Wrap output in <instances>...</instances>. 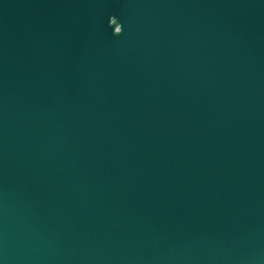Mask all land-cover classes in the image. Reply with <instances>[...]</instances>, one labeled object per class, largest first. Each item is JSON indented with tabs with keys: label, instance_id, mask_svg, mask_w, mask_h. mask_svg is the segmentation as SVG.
<instances>
[{
	"label": "water",
	"instance_id": "95a60500",
	"mask_svg": "<svg viewBox=\"0 0 264 264\" xmlns=\"http://www.w3.org/2000/svg\"><path fill=\"white\" fill-rule=\"evenodd\" d=\"M0 264H264V0H0Z\"/></svg>",
	"mask_w": 264,
	"mask_h": 264
}]
</instances>
